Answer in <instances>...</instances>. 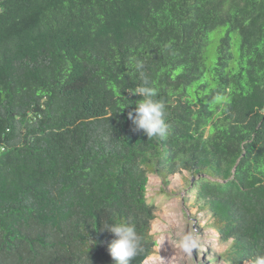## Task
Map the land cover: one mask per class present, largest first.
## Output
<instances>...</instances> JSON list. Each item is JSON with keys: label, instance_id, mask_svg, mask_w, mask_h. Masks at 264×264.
<instances>
[{"label": "trees", "instance_id": "1", "mask_svg": "<svg viewBox=\"0 0 264 264\" xmlns=\"http://www.w3.org/2000/svg\"><path fill=\"white\" fill-rule=\"evenodd\" d=\"M141 86L166 106V139L134 131ZM161 168L197 178L233 240L223 259L256 264L264 0H0V264H114L102 222L136 226L143 264Z\"/></svg>", "mask_w": 264, "mask_h": 264}, {"label": "rangeland", "instance_id": "2", "mask_svg": "<svg viewBox=\"0 0 264 264\" xmlns=\"http://www.w3.org/2000/svg\"><path fill=\"white\" fill-rule=\"evenodd\" d=\"M196 183L197 178L187 171L170 174L166 168H161L149 175L147 199L154 205L156 216L151 223L150 235L154 240L161 235L178 239L185 232L193 231V234H199L200 243L192 255H185L166 239L161 247L153 248V253L143 264H229L223 255L233 240L222 238L215 219L205 208V201L197 197ZM173 219L175 223L167 231H154Z\"/></svg>", "mask_w": 264, "mask_h": 264}, {"label": "clouds", "instance_id": "3", "mask_svg": "<svg viewBox=\"0 0 264 264\" xmlns=\"http://www.w3.org/2000/svg\"><path fill=\"white\" fill-rule=\"evenodd\" d=\"M142 67V62L137 64ZM134 95L142 97L137 101L134 113H129V119L134 125V131H143L149 139H166L169 132V125L166 121V106L156 99L157 90L151 86H141L134 89ZM214 103L224 107L225 98L217 96ZM175 223L173 219L170 224L154 231H167ZM100 230L111 233L115 238L111 241L108 251L114 264H132V261L143 251V238L138 233L134 224L126 222L101 223ZM168 239L175 249H179L185 255H192L194 250H198L200 237L188 231L178 239H171L166 235L157 237L154 243L161 247ZM256 264H264V255L256 258Z\"/></svg>", "mask_w": 264, "mask_h": 264}, {"label": "bare ground", "instance_id": "4", "mask_svg": "<svg viewBox=\"0 0 264 264\" xmlns=\"http://www.w3.org/2000/svg\"><path fill=\"white\" fill-rule=\"evenodd\" d=\"M149 263V262H148Z\"/></svg>", "mask_w": 264, "mask_h": 264}]
</instances>
